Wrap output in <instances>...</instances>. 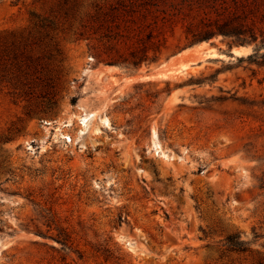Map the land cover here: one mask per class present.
Here are the masks:
<instances>
[{"label":"rangeland","instance_id":"rangeland-1","mask_svg":"<svg viewBox=\"0 0 264 264\" xmlns=\"http://www.w3.org/2000/svg\"><path fill=\"white\" fill-rule=\"evenodd\" d=\"M231 13L264 32V0H0V264H264V66L191 44Z\"/></svg>","mask_w":264,"mask_h":264},{"label":"trees","instance_id":"trees-1","mask_svg":"<svg viewBox=\"0 0 264 264\" xmlns=\"http://www.w3.org/2000/svg\"><path fill=\"white\" fill-rule=\"evenodd\" d=\"M222 16V14H219ZM256 22L249 23L246 16H241L238 13H231L230 16H226L223 22L217 25L216 29H209L198 34H194L191 44L199 43L203 41H209L211 38L217 35H223L224 37L230 38L231 42L229 45L241 44V45H253L254 51L244 57L237 58L238 62L248 60L256 63L259 66H264V32L257 31ZM155 40V41H154ZM147 41L151 42L150 46L143 45L139 50L131 52V61L126 63L121 62L122 65L128 67L138 68L144 62H154L159 58L161 53L162 45L166 43V39L155 35L154 31H150L147 35ZM153 50L155 55L149 57V50ZM262 60V61H260ZM119 63L114 61L113 64ZM264 165V157L261 159ZM260 189L264 191V177L261 179ZM61 238L64 242H68V236L60 233ZM261 237V235H256ZM224 246L227 250L236 253H246L250 250L249 243L242 239L241 234L232 233L226 236L224 239Z\"/></svg>","mask_w":264,"mask_h":264},{"label":"bare ground","instance_id":"bare-ground-1","mask_svg":"<svg viewBox=\"0 0 264 264\" xmlns=\"http://www.w3.org/2000/svg\"><path fill=\"white\" fill-rule=\"evenodd\" d=\"M206 43L204 42V43H201L200 45H197L196 47H193V48H191V49H188V50H185V51H183L181 54H179L178 56H183V55H185V54H187V53H189V52H192V51H194V50H196V51H198L199 49H203V47H204V45H205ZM235 52L236 53H238L239 55H248V54H250L251 53V48H249V47H240V48H235ZM177 56V57H178ZM208 57H212V58H217V57H225L223 54H219V53H217L216 51H215V49L214 48H211L210 49V51L208 52ZM168 65V64H167ZM189 67V65L188 64H183L182 65V69H180L179 70V72H182V70L184 71L186 68H188ZM110 68H112V67H110ZM162 76H165V77H167V75L166 74H161ZM95 113H93V115H94ZM102 122L103 123H108V120L105 118V119H102ZM156 135V133H154V136Z\"/></svg>","mask_w":264,"mask_h":264},{"label":"water","instance_id":"water-1","mask_svg":"<svg viewBox=\"0 0 264 264\" xmlns=\"http://www.w3.org/2000/svg\"><path fill=\"white\" fill-rule=\"evenodd\" d=\"M240 47H248V46H244V45H239V46H233L228 50V54H224L226 58H230V59H237V58H241L247 55H239L238 53L235 52V48H240ZM254 51V50H253ZM252 51V52H253ZM249 55V54H248Z\"/></svg>","mask_w":264,"mask_h":264}]
</instances>
